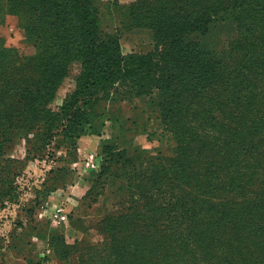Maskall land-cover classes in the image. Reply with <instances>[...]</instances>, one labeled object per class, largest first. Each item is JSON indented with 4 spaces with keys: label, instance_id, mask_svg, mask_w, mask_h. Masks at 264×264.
Segmentation results:
<instances>
[{
    "label": "rangeland",
    "instance_id": "1",
    "mask_svg": "<svg viewBox=\"0 0 264 264\" xmlns=\"http://www.w3.org/2000/svg\"><path fill=\"white\" fill-rule=\"evenodd\" d=\"M21 1L18 12H0V48L8 50L6 55L0 53V129L3 130L0 141L4 138L0 144V264H37L42 252L51 264H62L59 259L70 243L58 237L80 240L75 248L70 245L69 249L74 252L79 248L85 250V244L102 240L97 227L106 211L98 197L102 191H111L113 205L118 203L112 190L117 184L113 187L106 182L101 185L99 175L102 162H108L106 155L109 157L107 149L110 146L109 150L125 148L130 153L142 149L147 156H159L164 160L177 156L183 140L195 135L207 139L211 147L205 149L211 160L206 177L211 182H204L207 188H222L227 173L233 183L244 181L243 177L238 181L237 176H240L239 162L244 164L241 158L249 155L248 149L236 146L233 150L221 140L240 136L245 129H264L257 121L259 113L264 116V0H211L213 6L191 0L192 3L179 12L178 4L190 1L169 0L165 9L152 1L136 14L130 11L136 0H102V6L105 5L100 7L99 28L117 45V48L101 50L104 59L115 52L121 56L135 54L138 57L127 60L126 64L133 69L142 62L145 69L124 76L102 72L101 76L104 74L107 80L102 79L96 86L91 84L92 77H89L85 92L97 91L84 104L82 97H71L77 101L73 110L80 105L85 113L82 117L76 114L67 133L60 131L59 118L54 119L45 110L59 111L64 99L73 93L76 78L82 71L81 60L77 57L69 63L65 75L55 79L58 86L52 100L45 106L27 109V121L36 125L22 124L25 127L22 128L18 123L23 103H18L19 91L30 84L32 76L31 63L21 55L34 51L24 22L34 28L39 26L35 19L42 8L38 0ZM215 9L218 11L214 12ZM144 61L150 64L149 68ZM15 67H20L21 74L12 75ZM5 77H8L6 81ZM148 78L150 82L146 84ZM234 81L239 87L234 88ZM191 82L194 87L202 85L203 89L191 88L180 97L177 93L181 85ZM158 84H164L166 90L158 89ZM102 85L107 87L103 89ZM236 89H241L242 93ZM3 99L6 104L2 103ZM220 102H226L231 108L224 115L219 112L225 121L200 125L203 120L198 121L193 109ZM246 103L249 107L243 109ZM236 110L243 111L239 114L242 119L236 116ZM262 135L264 132H260V136L253 135L252 141L261 150L260 166L256 168L252 161L246 170L254 176L264 175ZM199 146L204 148L200 143ZM111 163V170L120 164L114 160ZM124 167L128 169L131 165ZM196 168L204 170L201 165ZM73 185L80 186L79 191L74 192L77 200L72 199V193L68 196L62 191ZM173 186L170 184L169 190ZM255 186L254 181L248 180L244 189L249 195L263 194L262 185L257 189ZM211 200L217 208L223 205L215 199H210V203ZM255 205L236 206V213L244 219L239 232L229 228L219 231L220 237L209 240V257L201 247H192L190 240L181 238L188 224L199 221L188 220L185 226L172 222L170 229L162 232L151 225V246L161 245V251L152 249L155 252L152 262L218 264L219 258L229 253L235 260L245 259L242 264H264V200ZM57 208H62L67 215L62 222L54 220ZM202 215L206 218L208 236L214 235L218 231L215 224L218 215L207 208ZM152 221L150 218V223ZM241 230L249 233H241ZM252 234L257 240H245ZM139 235L142 238V233ZM144 238L149 237L145 235ZM159 253L164 255L163 259L158 258ZM191 256L196 259L190 260Z\"/></svg>",
    "mask_w": 264,
    "mask_h": 264
},
{
    "label": "trees",
    "instance_id": "2",
    "mask_svg": "<svg viewBox=\"0 0 264 264\" xmlns=\"http://www.w3.org/2000/svg\"><path fill=\"white\" fill-rule=\"evenodd\" d=\"M27 1L30 2L31 0ZM152 1L165 9V3L169 0H136L130 6V11L136 14L143 5ZM188 1L190 2H185L184 5L179 3L177 12L181 11L188 3H192L193 0ZM21 2V0H0V12H18ZM38 2L42 5V8L38 7L40 13L35 21L40 25L34 28L29 22H24L28 40L34 47V51L26 56L21 55L22 58L27 57L31 63L32 76L30 84L24 90L19 91L18 103H22V101L23 103L18 113V123L21 126H23L22 124H28V127L36 125L27 121L29 114L27 109L45 106L52 100L58 86L55 79L64 76L69 63L77 57L81 60L82 71L76 78L73 93L64 99L59 111L45 110V113L53 116L54 119L59 118L61 122L60 131L67 133L73 122H75L76 114L79 113V116L82 117L85 113L81 110L80 105L73 110L74 103L77 101L71 100V97H82L84 104L89 102L97 91L94 90L93 92L89 89L88 92H85L89 77H92L91 84L94 83L96 86L102 83V79L107 80L104 74L101 76L102 72H107L109 75L116 73L119 76H124L136 70L137 72L143 71L145 66L144 63L138 62L136 68L131 69L128 63L126 64L127 60L138 57L135 54L121 56L118 52H115L108 59H104L101 50L108 47L117 48V45L111 36H105L99 28L100 7L103 8L105 5L103 3L102 6V0H38ZM199 2L209 5L211 0H199ZM211 6H213L212 3ZM205 9H208V7L205 6ZM217 11V9L214 10V12ZM163 39L165 41L168 39L167 34L163 36ZM13 49L15 50V48ZM7 52V49L0 48L1 54L6 55ZM10 54L13 56L9 51ZM145 65L147 68L150 67V64L146 62ZM19 68L15 67L12 70V75L21 74ZM241 71L239 69L238 73L241 74ZM211 73L213 74L212 70ZM14 77L10 78L9 82H12ZM7 78H4L5 81ZM21 79L22 75L19 76V81ZM148 82H150V78L146 80V84ZM234 83V88L239 87L235 81ZM193 85L194 82L184 83L177 94L182 97L183 93L191 88L203 89L200 84H197L196 87ZM106 87L101 86L103 89ZM157 88L165 91L167 87L164 84H158ZM236 90L242 93L241 89ZM208 100L206 97V101ZM2 103L6 104L7 101L3 99ZM248 107L249 105L246 103L243 109ZM193 110H195L193 115L199 118L198 121L203 120L200 125H213L217 122H224L225 120L220 118L219 112L224 115L231 108L228 105L226 106V102H220L205 107L198 105ZM242 110H236L235 112L239 120L242 119V115L239 117V114H243ZM260 114L257 116V121L260 125H264V116ZM255 123L254 121L253 124ZM257 129L258 131L256 129H245L240 136L221 140L228 148H233V150L237 146L238 148L245 147L249 151V155L245 157L247 160L241 158V161H244L243 165L239 162L240 157H238L240 176H237V178L239 181L243 177L244 181L242 183L239 181V186L236 181L232 182L229 178L230 174L227 173V177H224L226 179L225 185L220 188L222 189L221 192L216 187L207 188V184L204 183L209 184L211 182L209 177L206 178L211 163V160L205 154V149L211 148L207 139L202 140L195 137V135L193 138L187 136L183 140L184 144H180L182 149L179 154L164 160L159 156H147L142 149L130 153L125 148L116 151L109 150L110 146L107 149L109 157L106 155L108 162H102L99 175L101 176V185H104L105 182L111 185L110 187L117 184V187L112 188V190L116 193V202L118 203L117 205L114 204L112 209L107 211L106 215L98 221L97 228L103 238L96 244H85L86 249L82 251L83 262L85 264H156V262H152V257L155 255L152 249L161 251V245L154 244L151 246V225L156 226V231L162 232L170 229L169 225L172 222L185 226L188 220L199 222L188 224L185 230L183 229L185 234L181 235V238L187 239L188 242L190 240L189 243L192 247H201L206 257H209L210 239L220 237L219 233L225 228L239 232L244 219L241 214L236 213L238 208L236 206L248 203L256 204V207L260 201L264 200V192L263 194L249 195L244 189V185L248 180L250 182L254 181L256 189L259 185L264 188V175L254 176V173L246 172L247 165L252 161L256 164V168L260 166L261 150L252 141L255 139L253 135L260 136V132L263 133L264 129L261 130V127H257ZM0 134H3L2 129H0ZM52 135L50 133V136ZM262 136L264 137V135ZM236 138L238 139L235 140ZM3 141L4 138L0 141L1 145ZM199 143L204 148H200ZM230 159L234 160V158ZM230 159H228L229 165ZM113 160L120 164L114 170H111ZM127 164H130L131 168L125 169L124 165ZM198 165L203 166L204 170L199 171L196 168ZM213 176L212 174L211 177ZM170 184L174 185L171 190H169ZM236 188L237 192L235 191ZM210 199L222 202L223 205L217 208L212 200V203H210ZM206 208L218 215V218L215 217L217 218L215 224L218 225V231L211 236H208L206 218L202 215V211ZM150 218L153 220L151 223ZM240 232L249 233L247 230H241ZM140 233H142V238H140ZM145 235L149 238H144ZM58 238L65 240L63 237ZM245 240H257V237L252 234L245 237ZM79 241L75 240L71 247H74L75 243ZM69 247L70 245H67L66 249H69ZM213 247L216 246L213 245ZM54 250L57 251L55 247ZM161 254L159 253L158 258L163 259L164 255ZM180 259L181 257H177V260ZM189 259L195 260L196 258L191 256ZM244 261L246 260L243 258L235 260L229 253H226L219 258L218 264H242Z\"/></svg>",
    "mask_w": 264,
    "mask_h": 264
},
{
    "label": "crops",
    "instance_id": "3",
    "mask_svg": "<svg viewBox=\"0 0 264 264\" xmlns=\"http://www.w3.org/2000/svg\"><path fill=\"white\" fill-rule=\"evenodd\" d=\"M80 186L78 185H73L71 186L70 188H66L63 191L64 194L68 195L70 193H72V199H76L74 197V192L76 191H79ZM114 194L111 192V191H102L101 194L99 195L98 198H101L100 200H102V203L100 204L102 209H104V212L106 211H109L112 207H113V203H114ZM77 200V199H76ZM75 200V201H76ZM99 200V199H98ZM77 202V201H76ZM35 223V222H34ZM68 243L73 244L75 242V239L74 240H70V239H67V238H64ZM71 242H70V241ZM82 249H78L76 252L74 251H71L70 249H66V252H64L61 257H60V261L62 264H85L83 262V256H82Z\"/></svg>",
    "mask_w": 264,
    "mask_h": 264
},
{
    "label": "built area",
    "instance_id": "4",
    "mask_svg": "<svg viewBox=\"0 0 264 264\" xmlns=\"http://www.w3.org/2000/svg\"><path fill=\"white\" fill-rule=\"evenodd\" d=\"M67 215L64 213L62 208H57L54 220L55 222H62L66 219ZM38 264H51V261L47 259L46 254L44 252L41 253V259Z\"/></svg>",
    "mask_w": 264,
    "mask_h": 264
}]
</instances>
